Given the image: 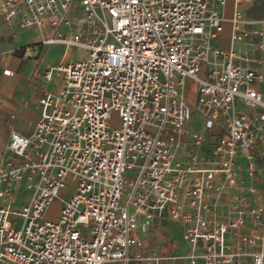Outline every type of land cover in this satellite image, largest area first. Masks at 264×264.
<instances>
[{"label": "built area", "instance_id": "1", "mask_svg": "<svg viewBox=\"0 0 264 264\" xmlns=\"http://www.w3.org/2000/svg\"><path fill=\"white\" fill-rule=\"evenodd\" d=\"M243 1L0 0V29L86 55L38 75L62 87L11 134L0 264H264V74L235 52L264 51V20ZM169 224L186 251L146 246Z\"/></svg>", "mask_w": 264, "mask_h": 264}, {"label": "crops", "instance_id": "2", "mask_svg": "<svg viewBox=\"0 0 264 264\" xmlns=\"http://www.w3.org/2000/svg\"><path fill=\"white\" fill-rule=\"evenodd\" d=\"M52 33L42 29H23L4 24L0 29V167L9 156L6 147L12 132L31 135L41 120L39 101L45 94H58L62 80L54 71L51 79L38 75L59 65L76 64V53L84 50L66 45H46L44 40ZM219 48L228 51V44L219 39ZM82 62V61H81ZM260 67V66H259ZM10 70L14 77L5 76ZM259 70L264 74V70ZM264 92V84L260 87ZM14 117V118H13ZM20 194H17L20 202ZM148 247H159L166 254L171 249L186 251L180 230L167 225L162 232L147 241Z\"/></svg>", "mask_w": 264, "mask_h": 264}, {"label": "rangeland", "instance_id": "3", "mask_svg": "<svg viewBox=\"0 0 264 264\" xmlns=\"http://www.w3.org/2000/svg\"><path fill=\"white\" fill-rule=\"evenodd\" d=\"M234 2V5H235V0H231ZM256 1H259L260 2V5H264V0H244L242 2V4L240 5L241 9L243 10V12L245 13V15L250 18L248 16V10L253 6V4L256 2ZM233 9H234V6H233ZM262 9L264 10V6H262ZM232 11L233 10H228L227 13H226V18L227 19H230L232 17ZM257 20V19H256ZM260 20H264V17L261 18ZM224 32L223 34L221 35L220 37V40L222 43H226L228 44V48L230 47V41H231V32H232V28H231V25L230 23H226L225 26H224ZM235 52L237 53V56L238 57H241V58H245V59H250L251 61H253L251 63L252 66H260L263 70H264V51L262 50H258L257 49V46L256 45H236L235 47ZM86 58V55H85V50H80L76 53V61H84ZM255 61V62H254ZM192 98V92L190 90V99ZM193 122L195 123V126L194 128H198L199 125H200V121L198 119V116L195 115L193 117ZM112 126L113 127H118L119 126V122L117 120V114H113V123H112ZM59 211H60V205H59V202H55L51 207L50 209L47 211L46 215H45V218L47 220H56L58 218V214H59Z\"/></svg>", "mask_w": 264, "mask_h": 264}, {"label": "trees", "instance_id": "4", "mask_svg": "<svg viewBox=\"0 0 264 264\" xmlns=\"http://www.w3.org/2000/svg\"><path fill=\"white\" fill-rule=\"evenodd\" d=\"M234 2L231 0H227V11L228 10H233ZM262 6L260 5L259 1H256L253 6L248 10V16L251 19H257L260 20L261 18L264 17V10L262 9ZM227 13V12H226Z\"/></svg>", "mask_w": 264, "mask_h": 264}]
</instances>
